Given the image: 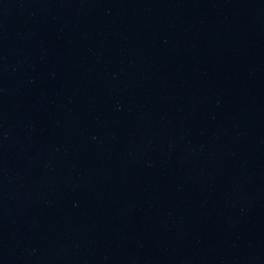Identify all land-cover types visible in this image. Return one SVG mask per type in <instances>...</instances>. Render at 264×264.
<instances>
[{
    "label": "water",
    "instance_id": "water-1",
    "mask_svg": "<svg viewBox=\"0 0 264 264\" xmlns=\"http://www.w3.org/2000/svg\"><path fill=\"white\" fill-rule=\"evenodd\" d=\"M0 264H264V0L1 16Z\"/></svg>",
    "mask_w": 264,
    "mask_h": 264
}]
</instances>
